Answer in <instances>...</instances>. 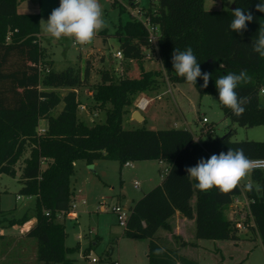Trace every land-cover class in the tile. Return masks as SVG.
<instances>
[{
	"label": "trees",
	"instance_id": "trees-1",
	"mask_svg": "<svg viewBox=\"0 0 264 264\" xmlns=\"http://www.w3.org/2000/svg\"><path fill=\"white\" fill-rule=\"evenodd\" d=\"M125 1L138 5L135 0ZM153 1L144 13L161 32L159 50L153 52L160 58L168 81L186 83L172 66L175 48L183 51L191 47L201 71L211 74L207 88L203 87L202 78L194 85L201 95H214L219 100L215 80L229 72L239 74L245 70L248 79L236 89L241 98H247L244 113L237 117L229 108L219 106L233 124L248 128L263 125L260 94L264 88V57L252 51L258 30L264 27V13L256 11L260 0H234L235 8L251 12L254 17L243 35L229 28L234 18L231 8L206 10L204 0H156L154 8ZM18 3L19 0H0V174L14 177L17 164L22 163L18 195L36 197V202L32 215L11 220V224L35 219L26 236L37 241V261L75 264L69 255L79 246L65 244L67 233L58 214L67 215L71 210V176L79 160L87 164L118 161L121 167L126 162L152 160L168 165L162 182L132 205L124 228L130 238L149 240V264H198L177 249L164 248L161 255L155 254L163 248L155 239L157 233L161 229L173 232L171 219L177 212L194 220L195 239L239 241L242 229L237 226L238 221L228 218L227 211L234 198L241 195V188L227 195L215 187L201 192L187 176L186 168L230 148H242L250 159H264V141H233V130L218 137L208 129L204 134L207 139L198 142L186 129H125L123 118L129 107L134 105L138 93L158 88L160 71H142L137 78L123 77L118 81L104 71L94 86L93 99L100 108L107 104L111 107L106 109L103 123L89 126L78 116V90L87 85L90 65L83 72L72 66L56 71L41 45L40 15L18 12ZM100 35L104 40L109 36L105 31ZM114 37L123 59L141 61L146 57L148 33L139 20L132 18L120 25ZM62 89L66 92H60ZM62 102V110L52 115ZM42 120L47 121L44 133L39 132ZM251 177L258 188L245 192L249 214L243 223H253L250 229L264 244V170H254ZM182 245L188 243L183 241ZM112 252L110 247L107 255Z\"/></svg>",
	"mask_w": 264,
	"mask_h": 264
},
{
	"label": "rangeland",
	"instance_id": "rangeland-1",
	"mask_svg": "<svg viewBox=\"0 0 264 264\" xmlns=\"http://www.w3.org/2000/svg\"><path fill=\"white\" fill-rule=\"evenodd\" d=\"M99 2L104 10L106 27L96 35L90 45L79 46L66 38L54 41L42 31L40 23L41 45L46 52L45 58L52 62L56 71H63L72 66L80 68L83 72L86 65H90L87 85L78 90L81 105L85 106V109L79 108L80 120L89 126L105 121L106 109L111 105L100 108L93 99L94 86L101 81L104 71H108L114 81L123 77L137 78L142 71H160L162 75L159 77L158 88L151 92L138 93L135 105L129 107V113L123 118L125 129H186L193 133L198 142L207 139L204 134L208 129H212L213 136L218 137H223L233 130V141H264V124L251 128L233 124L220 108L216 96L201 95L192 84L169 82L156 52L141 61L119 60L115 57L120 48L118 40L114 37L116 30L120 25L135 18L133 15H138V9L144 12L151 5V0H138L139 4L136 6L125 0ZM153 2V7L156 8L157 1ZM233 4L234 2L228 3V0H204L206 10H226ZM58 6L59 0H19L17 9L20 13H38L40 21H46L51 11ZM120 7H123V11ZM104 31L109 35L106 40L100 35ZM44 74L45 71L42 70L41 76ZM60 92L65 93L66 90L62 89ZM141 94L152 99L146 110L137 106ZM260 102L264 105V93L260 94ZM62 108L63 102L52 111V115L56 116ZM134 110L142 112L145 119L140 122L134 120L131 115ZM203 118H206L208 123H204ZM46 126L47 121L42 120L39 128ZM96 164L94 167L86 161L75 162V171L71 176V188L75 190L71 203L75 208L71 211L76 215L58 214V221L65 225L67 233L65 244L79 246L78 250L69 256L75 264H149V240L126 236L124 228L119 225L117 216L111 209L116 205L130 209L143 195L162 182L168 165L159 164L155 160L132 162L133 165L129 167H121L118 161L112 160H99ZM21 166L22 163L19 162L14 177L0 174V254L5 255L1 264H18L21 248H25L26 254L29 255L27 264H43L34 259L36 239H21L28 230L26 224H11V220L32 215L36 202V197L18 195L21 188ZM135 181L139 182L138 188L134 185ZM249 181L257 187L252 177H249L240 184L243 191H246L244 185ZM246 219L243 217L239 222L243 223ZM252 224H248L247 229L240 230L241 239L237 242L198 240L202 246L196 252L200 264H264V244L258 234L251 232ZM246 232H249L251 237H247ZM16 243L19 246L14 250L13 244ZM110 247L113 252L107 255ZM93 259L97 262L93 263Z\"/></svg>",
	"mask_w": 264,
	"mask_h": 264
},
{
	"label": "clouds",
	"instance_id": "clouds-1",
	"mask_svg": "<svg viewBox=\"0 0 264 264\" xmlns=\"http://www.w3.org/2000/svg\"><path fill=\"white\" fill-rule=\"evenodd\" d=\"M234 0H228L233 3ZM256 11L264 13V0L256 4ZM233 19L229 24L232 32L243 35L248 23L254 17L251 12L236 7L232 11ZM42 31L54 41L70 39L79 46H87L94 42L96 35L106 27L104 10L99 0H59V6L54 8L48 19L41 20ZM252 51L264 57V27H260L256 39L253 41ZM172 66L175 74L192 85L197 79H203V87L207 88L211 74L201 71L200 64L194 55L193 49L175 48L172 53ZM248 79L245 70L239 74L229 72L215 80L219 94V104L229 108L239 117L244 111L247 98H241L236 89ZM256 162L250 159L242 148H230L226 153L213 154L208 159L201 158L195 166L187 167L186 172L190 180L196 183L194 187L201 192L211 191L214 187L221 194L227 195L236 190L242 181L251 177ZM246 190H253V183L249 181L244 185ZM164 248H158L156 255H161Z\"/></svg>",
	"mask_w": 264,
	"mask_h": 264
},
{
	"label": "crops",
	"instance_id": "crops-1",
	"mask_svg": "<svg viewBox=\"0 0 264 264\" xmlns=\"http://www.w3.org/2000/svg\"><path fill=\"white\" fill-rule=\"evenodd\" d=\"M40 41H41V35H40ZM139 96L148 98L147 96H145V94H141ZM148 99L150 101H152L151 98H148ZM137 104H138V102H137ZM134 105H135V103H134ZM135 111L136 110L132 111L131 115H133V113ZM141 113L142 112H140V114ZM144 119L145 118L143 116V120ZM97 161H99V160H97ZM97 161L93 162V166L94 167L97 165L96 164ZM100 161H103V160H100ZM157 162L159 164H163V162H160V161H157ZM253 187L258 188V186L256 187L254 185H253ZM241 191H242L241 195L234 198L233 203L230 205V207H229V209L227 211L228 218L229 219H233L235 221H241L243 217L248 218V214H249V201H248L246 193H245L246 191H243L242 189H241ZM74 192H75V190H74ZM193 203H194V200H193ZM34 223H35V219H32V221H29L28 223H26V226L28 227V230L25 232L24 238H21V239H24V240L31 239L28 236H26V234H27V232L29 231V229L31 228V226ZM171 225L173 227V232L171 233V232H168V231H165V230H162V229L159 230V232L157 233V237L155 238L156 241L163 248L177 249L181 255H183V256H185L187 258L193 259V260L197 261L198 264H200L199 259H197V257H196V252L199 250V247L201 245L199 244L200 242L198 241L200 239H195L194 238V231H195L194 220L187 219V218L183 217L179 212H177L173 216V218L171 219ZM251 232L253 233V230H251ZM246 233H247L246 234L247 237L248 236L251 237L249 232H246ZM173 235L177 236V238L176 239L173 238ZM183 241L187 242L188 245L183 246L182 245ZM189 243H192L193 245H191ZM10 245H12V243ZM13 245H14V247L12 249H14V250L19 246V244H17V243L13 244ZM69 247H74V246H69ZM20 251H21V253H20L21 256H20V259L18 260V264H27L28 263V258H29V255L26 254L27 251H25V248H21ZM4 256H5L4 253L0 254V264H1L2 259H3ZM34 259H36V255L35 254H34Z\"/></svg>",
	"mask_w": 264,
	"mask_h": 264
},
{
	"label": "built area",
	"instance_id": "built-area-1",
	"mask_svg": "<svg viewBox=\"0 0 264 264\" xmlns=\"http://www.w3.org/2000/svg\"><path fill=\"white\" fill-rule=\"evenodd\" d=\"M137 2V4H139L138 0H135ZM133 15V14H132ZM133 17H135L137 20H139L142 25L145 27L147 33H148V43H149V47L146 48V56H151V53H153V51L155 50L156 52H158L159 50V44L162 40V36H161V32L159 30V27L157 25H154L151 22V19L149 16H147L141 9H138V15H133ZM116 58H118L119 60H122L123 54L122 52L119 50L116 55ZM160 59V58H159ZM261 93H264V88H262ZM150 100L146 97H141L138 101V108L141 110H146V108L149 106L150 104ZM80 109H85L84 105H80L79 106ZM203 122L204 123H208V121L206 120V118H203ZM46 131V127L43 128H39V132L40 133H44ZM253 161L256 162V167L255 170H264V159H252ZM125 167H129L132 166L131 162H126L124 164ZM134 185L136 188L139 187V182L135 181ZM75 206L72 205L71 209H74ZM111 211L116 214L117 219H118V223L120 226H122L123 228H126L127 226V221L130 215V209H124L122 206L120 205H116L114 207H112ZM59 214H63L64 216L66 215V213L64 212H60ZM76 215V213L74 211H69L67 213V215ZM66 215V216H67ZM240 229H247L248 224H244L238 221V225H237ZM93 263L97 262L96 259L92 260ZM116 264V263H114Z\"/></svg>",
	"mask_w": 264,
	"mask_h": 264
},
{
	"label": "water",
	"instance_id": "water-1",
	"mask_svg": "<svg viewBox=\"0 0 264 264\" xmlns=\"http://www.w3.org/2000/svg\"><path fill=\"white\" fill-rule=\"evenodd\" d=\"M232 10L235 9V4L232 5L231 7ZM133 119L136 120V121H143V116L140 114L139 111H135L132 115Z\"/></svg>",
	"mask_w": 264,
	"mask_h": 264
}]
</instances>
